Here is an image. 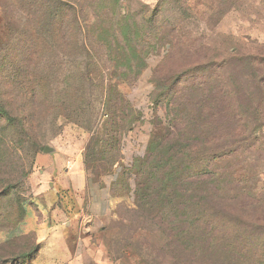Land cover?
<instances>
[{"label": "rangeland", "instance_id": "obj_1", "mask_svg": "<svg viewBox=\"0 0 264 264\" xmlns=\"http://www.w3.org/2000/svg\"><path fill=\"white\" fill-rule=\"evenodd\" d=\"M139 32L137 78L75 44ZM0 96V264H264V0H0ZM164 175L219 180L209 246L135 207Z\"/></svg>", "mask_w": 264, "mask_h": 264}, {"label": "trees", "instance_id": "obj_2", "mask_svg": "<svg viewBox=\"0 0 264 264\" xmlns=\"http://www.w3.org/2000/svg\"><path fill=\"white\" fill-rule=\"evenodd\" d=\"M64 4L66 5L62 9L60 17H58L59 23L55 30V36L61 40L63 47L68 45L69 33L71 31L67 19L73 15V11L75 14V8L72 9L68 3L64 2ZM154 13H156V11H154ZM134 27L137 31H140V27H138L137 24H134ZM99 30L102 32L106 31L103 26L99 28ZM124 30L129 31V33L131 32V28L128 26H126ZM109 32H114V29H111ZM86 37L85 34L82 39L75 41L76 48L93 50V47L97 44L107 53H116L114 59L118 58L122 60L124 66L127 67L130 72H133L136 78L141 76L147 68L149 52L145 50V46L143 45L144 39L141 33L139 34V47L136 46L135 40L128 38V34L122 37L111 34L108 35L105 40H94L93 42ZM112 59L111 57L109 58V60ZM133 64H135L136 70H134ZM131 75L132 74L129 72L123 73L125 79L130 78ZM83 79L85 80L86 76H83ZM0 106L1 108L4 107L2 96H0ZM191 162H193L192 159ZM184 165L186 164L184 163ZM187 166H190V164H187ZM175 168H177V166ZM178 169L179 167L176 170ZM210 173H213L215 176L217 174L214 171L212 172V170L207 171L206 174ZM165 179L166 175L162 177V180H150L147 184L137 180L134 192L135 207L139 212L149 213V217L154 223H158L157 221L164 222L166 220L171 227H175L178 231L181 229L182 232L199 233L209 246V244L215 241V237L220 232L222 225L221 222L217 221V218H220L215 207H213L214 203H217L214 200L216 190L222 187L221 184H216L219 180H215L213 183L209 182L212 180H205L206 182L198 184L199 180H190V182H185L183 180V182H178V180ZM155 182H158V184ZM195 184H197L198 188L203 190V192H206L207 195L204 197L196 196L194 194V189H192ZM247 225L251 226L250 224ZM245 229L249 230L247 227H245ZM165 234H167L166 237L170 240L171 236L168 232H165ZM175 237L178 239L179 233H177Z\"/></svg>", "mask_w": 264, "mask_h": 264}, {"label": "crops", "instance_id": "obj_3", "mask_svg": "<svg viewBox=\"0 0 264 264\" xmlns=\"http://www.w3.org/2000/svg\"><path fill=\"white\" fill-rule=\"evenodd\" d=\"M56 195H57V194H55V196H56ZM111 208H112V202H111V198H110V196H108V212H109V214H110V212H111ZM79 212H81V213H79ZM79 212L75 213V215L72 217V221H73L74 219H76L78 216H81V214L83 213L82 210H80ZM109 214H108V215H109ZM88 217H90V219H92V220H91V223H93V222L96 223L95 225H98V223H101V218H100V217H99V218L96 217L95 220H94L93 216H88ZM53 228H54V227H53ZM81 230H83V228H82ZM54 239H58V238L54 237ZM53 241H55V240H53ZM43 250H44L43 243L40 242V243H39V253H38V256H40V255L43 253Z\"/></svg>", "mask_w": 264, "mask_h": 264}, {"label": "water", "instance_id": "obj_4", "mask_svg": "<svg viewBox=\"0 0 264 264\" xmlns=\"http://www.w3.org/2000/svg\"><path fill=\"white\" fill-rule=\"evenodd\" d=\"M44 152H45V153H50V152H52V150H51V148L46 147L45 150H44Z\"/></svg>", "mask_w": 264, "mask_h": 264}]
</instances>
